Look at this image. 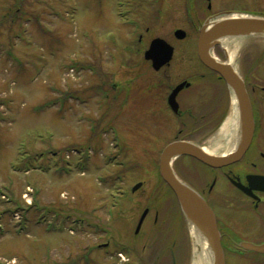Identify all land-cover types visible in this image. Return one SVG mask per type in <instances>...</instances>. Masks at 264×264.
Returning a JSON list of instances; mask_svg holds the SVG:
<instances>
[{"label":"rangeland","instance_id":"rangeland-1","mask_svg":"<svg viewBox=\"0 0 264 264\" xmlns=\"http://www.w3.org/2000/svg\"><path fill=\"white\" fill-rule=\"evenodd\" d=\"M189 9L188 0H0V264L166 262L152 254L168 212L153 223L168 196L158 148L179 124L155 118L152 135L155 77L144 51L166 39L184 64L169 69V82L193 72L188 18L202 15ZM179 28L185 40L175 38ZM180 161L178 172L187 165ZM189 165L183 174L198 178Z\"/></svg>","mask_w":264,"mask_h":264},{"label":"flooded vegetation","instance_id":"flooded-vegetation-1","mask_svg":"<svg viewBox=\"0 0 264 264\" xmlns=\"http://www.w3.org/2000/svg\"><path fill=\"white\" fill-rule=\"evenodd\" d=\"M188 8L193 12L197 9L201 11L202 18L198 16L195 20L192 14L188 18L197 37L201 24L216 14L233 11L264 16V0H188ZM231 43L238 44L235 57L231 58V54L222 47H217L214 55L221 62H229L244 82L242 94L249 101L248 119L254 122L252 142L236 162L212 167L190 156H183L180 162L185 160L184 165H187L183 166L184 170L176 171L213 210L225 252V264H264V252L251 249L252 246L264 244V38H241ZM174 56L169 64L157 71L153 63L148 62L149 70L155 77L147 91L150 116L153 117L152 135L158 131L155 118L163 120L172 117L179 124L175 135L158 150L161 152L175 140H187L207 150L211 149L218 142L214 132L220 124L231 120L235 126L228 134L227 143L231 145L229 152L233 151L238 140L236 123L240 120V111L235 106L238 98L236 92L220 74L203 64L197 52L192 58L196 66L193 72L171 84L167 75L169 69L184 66L181 59ZM183 81H187L188 85L177 94L179 108L175 111L169 104V96L177 84ZM193 137L201 138L195 142ZM216 154L222 155L223 152L217 151ZM189 160L195 163L196 179H189L183 174V171L191 169ZM170 198L176 211H172V206L169 207L171 212L164 214L162 229L158 231L163 232L171 264H189L192 249L197 244L191 235L192 227L176 197L172 194ZM148 208L150 213L152 207ZM155 213L153 223L156 224L160 213Z\"/></svg>","mask_w":264,"mask_h":264},{"label":"water","instance_id":"water-1","mask_svg":"<svg viewBox=\"0 0 264 264\" xmlns=\"http://www.w3.org/2000/svg\"><path fill=\"white\" fill-rule=\"evenodd\" d=\"M176 36L179 39H183L186 36V32L178 30L176 31ZM243 37H264V18L243 15L239 17H224L222 19L213 17L208 19L200 29L198 40V50L202 61L210 68L218 71L237 90L236 93L241 110V122L236 151L226 156H214L190 142L175 141L164 149L160 158V174L176 194L188 221L194 226L202 241L206 243L210 264H225L224 252L220 244V234L217 230L213 211L197 192L177 177L172 167V162L178 156L187 154L208 165L221 166L237 160L250 143L252 123L248 120V104L241 91L242 86L240 85L243 84L230 66L219 63L211 55L214 47L231 39ZM173 52L174 48L164 39L156 38L152 41L145 56L146 59L153 61L156 69H160L171 60ZM184 84H180L174 90L171 96L173 99L183 88ZM139 186L135 187V189ZM146 214L147 211L142 215L138 230ZM255 250L264 252V245L256 247Z\"/></svg>","mask_w":264,"mask_h":264},{"label":"bare ground","instance_id":"bare-ground-1","mask_svg":"<svg viewBox=\"0 0 264 264\" xmlns=\"http://www.w3.org/2000/svg\"><path fill=\"white\" fill-rule=\"evenodd\" d=\"M230 16L239 17L241 15L240 14H230V15H227V14H223L222 15V14H220L218 16V18L222 19L224 17H230ZM243 16L261 18V17L253 16L251 14H245ZM259 38H264V37H259ZM222 46H223V48L225 49V51L227 53L229 52L231 54V58L235 57L237 55V53H238V44L237 43H235L233 45V43H231V41H228V42H225L224 45H222ZM240 86H242V85H240ZM233 90L235 92L237 91L235 87H233ZM235 106L236 107L238 106L237 102L235 103ZM233 127H234V124H232V121L231 120H227L223 124V126H222V128L220 130V136H221L220 139H221V141H219L215 146H213V148L208 149V151H210L212 153H216L219 150H223L224 152L229 151L231 149V145L229 143H227V139H228V134L232 130ZM193 237L195 239H197V241H198V238L194 234H193ZM200 241H202L201 237H200ZM198 242H197V244H199ZM201 245L205 246L204 241H202ZM194 253L197 255L195 264H210V262L208 260V257H209L208 250L204 249L203 247L201 248L200 245H199L198 249H196V248L194 249Z\"/></svg>","mask_w":264,"mask_h":264},{"label":"trees","instance_id":"trees-1","mask_svg":"<svg viewBox=\"0 0 264 264\" xmlns=\"http://www.w3.org/2000/svg\"><path fill=\"white\" fill-rule=\"evenodd\" d=\"M20 12L18 10H15L14 15L17 16Z\"/></svg>","mask_w":264,"mask_h":264}]
</instances>
